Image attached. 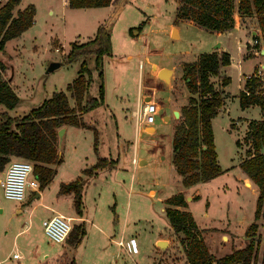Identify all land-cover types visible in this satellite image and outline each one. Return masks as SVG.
<instances>
[{
    "label": "rangeland",
    "instance_id": "374dc122",
    "mask_svg": "<svg viewBox=\"0 0 264 264\" xmlns=\"http://www.w3.org/2000/svg\"><path fill=\"white\" fill-rule=\"evenodd\" d=\"M27 4L36 7L34 25L24 35L7 40L0 51L5 64L2 76L9 79L8 84L19 101L11 109L0 105V111L6 109L10 116L18 118L55 90L65 91L68 102L74 106L65 87L77 74L82 59L90 72L84 101L97 97L99 77L93 65L94 55L81 51L92 47L84 43L95 32L96 17L107 12L102 20L105 19L109 8L72 7L71 11H63L61 0L19 2L21 8ZM176 4L177 0H121L112 9L111 50L102 59L104 103L77 112L85 127L65 125L60 143L62 161L52 165L56 173L48 186L40 190L39 197L25 186V198L17 201L2 196L0 189V264H187L180 243L183 235L168 228L165 204L160 201L179 191L188 202L186 209L203 229L200 238L214 258L245 246V230L251 222L257 226L254 238L264 235V200L258 219H254L257 189L242 183V171L238 168L246 146L240 142L237 147L235 140L243 136L246 120L234 119L232 127L229 126L231 117L245 114L253 119L260 117L258 106L242 114L234 99L227 112L211 121L222 173L184 187L173 169L171 132L180 118H173L171 108L184 104L188 91L179 66L169 83L153 77L150 63H166L169 59L177 65L180 60H192L201 51L213 49L211 35L202 27L182 28L179 39L172 38L177 35L172 29V37L169 36ZM92 10L99 12L92 14ZM134 26H140L137 34L133 33L136 29L129 31ZM70 42L78 44L74 51L79 53L67 62ZM261 45L263 41L248 46L245 54L251 55L253 48L258 53ZM55 60L59 65L46 72ZM260 61L264 63V58ZM255 70L264 72L258 64ZM140 88L143 93H152V98L161 105L153 118L154 131L151 127L144 131L143 123L136 130L135 116L130 114ZM162 115L169 117L163 120ZM93 127L98 138L96 152L92 150ZM98 157L106 158L109 164L89 178L82 192L83 215L77 217L72 195L56 194L58 184L74 179L82 167L94 163ZM132 157L147 162L135 165ZM46 205L59 208L63 215L76 216L71 218V226L85 221L86 234L77 246L47 238L40 224L42 218L52 213ZM18 208L20 211L15 213ZM157 240L166 242L163 248L156 244ZM259 244L254 264H260L263 244ZM13 253L19 257L13 258Z\"/></svg>",
    "mask_w": 264,
    "mask_h": 264
},
{
    "label": "trees",
    "instance_id": "16d2710c",
    "mask_svg": "<svg viewBox=\"0 0 264 264\" xmlns=\"http://www.w3.org/2000/svg\"><path fill=\"white\" fill-rule=\"evenodd\" d=\"M19 1L0 0V51L7 40L17 37L33 23V5L28 4L22 9H16ZM117 1L67 0V5L69 8L103 7L112 6ZM175 8V20L188 19L212 32L232 29L235 9L240 16L256 14L257 24L264 35V0H236V3L234 0H177ZM110 13L96 26L91 39L84 43L92 47L81 51L83 54L94 55L93 65L99 77L97 97L88 101H84V96L89 86L90 72L82 59L77 74L65 87L66 91L70 92L74 106L68 102L65 91L55 90L37 107L31 108L18 118L12 117L6 109L15 107L19 97L9 86L7 79L3 78L5 64L0 59V105L6 108L0 111V171L14 158L29 160L32 163L31 174L37 179L39 192L48 186L56 173V168L52 165L62 161L60 154L57 155V129L65 125L85 127L81 115H77V112H85L103 103L102 59L111 50ZM139 27H130L129 31H139ZM76 46L78 44L70 42L67 62L73 61L78 55L79 52L74 51ZM229 63L228 52L216 50L201 51L193 60L183 61L181 78L185 81L188 96L187 103L178 110L180 121L171 132V163L184 187L204 182L222 173L215 152L211 121L224 104L220 86L230 81L228 76H219V70L221 66ZM213 77L218 78V83L212 80ZM242 80V87L236 95L238 105L241 108L258 106L260 111L264 112V73L258 74L255 70L250 75H242ZM229 126L232 127V122ZM242 135L240 139L235 140L237 147L240 142L246 146L240 156L238 168L257 189L253 218L258 219L264 200V118L246 120ZM97 142V130L93 127L94 152L97 151ZM108 164L106 158L98 157L94 163L82 167L74 179L60 181L56 194H71L74 212L82 216L84 187L96 171ZM31 193L35 195L36 191ZM163 202L168 228L175 234L183 235L180 243L187 264H254L260 242L263 245L259 263L264 264V235L254 238L257 229L254 222L245 230V246L214 258L200 238L203 229L197 226L191 212L184 209L187 204L184 194H171ZM84 223L81 221L70 227L64 240L71 247L77 246L86 234Z\"/></svg>",
    "mask_w": 264,
    "mask_h": 264
},
{
    "label": "crops",
    "instance_id": "0c3cea01",
    "mask_svg": "<svg viewBox=\"0 0 264 264\" xmlns=\"http://www.w3.org/2000/svg\"><path fill=\"white\" fill-rule=\"evenodd\" d=\"M19 2L17 3L16 9L17 8L18 9H22L23 8V7L22 8L20 7ZM120 3H121V0H118L112 6L108 5V6H103L102 8H105V9L109 8L110 12H112V9L115 8L116 5L118 6ZM234 3H236V0H234ZM61 4H62V10L63 11H66V10L71 11V8H69L68 5H67V0H61ZM31 5H33V4H31ZM33 7H34V5H33ZM92 9H96V8H92ZM35 11H36V7H34V12ZM90 12L92 14H94L96 12L98 13L99 10H92ZM106 13L104 12L103 15H98V17H96L95 23L93 25V29L94 30H96L95 29L96 26L102 21V18H103V16ZM35 15H36V12H35ZM35 15L33 17L32 25L29 26L27 29H25L21 34L17 35V37L20 36V35H24L23 33L28 31V29L31 28L34 25ZM191 26L195 27V28H197L199 30L201 28V27L195 25L192 21H190L188 19H182V20L173 19V22L169 24V36L172 37L171 36V31H172V29H175L177 35H176V37H172V38L179 39L182 28L185 29V28H189ZM189 30H191V29H189ZM207 32L209 33V35H211L210 36V38H211L210 42H211V44H213L212 45L213 46L212 50H216L217 52H219V51L228 52V54H229V62H230L228 65L221 66L220 70H219V76H222V75L228 76L230 81L227 84H225L223 86H220V88L222 89L223 97H224L223 98L224 99V104L222 105V107L218 111V113L212 118V121H214L217 118L218 114H220L221 112H227L228 104L230 103V101H234V99H236L238 101V98H236V95L238 93V90L242 87V83H243L242 75H250V74H252L255 71V69L257 67V64L259 65V67L261 69L264 68L263 61H260V60H262V58H264V45H261V47H259L258 53H255L254 48H253V51L251 52V55H248V54L246 55L245 54V52L248 50V48H247L248 46L253 47L256 43H259V42H262V41L264 43V40H263L264 35H263V32L261 31L259 25L257 24L256 14H252L250 16H240L236 9H235V12L233 14V28L232 29H230L228 31H219V32L207 31ZM93 34H94V31H92V35L91 36H93ZM91 36H88V37H91ZM57 43H59L61 45V43L59 42L58 38H57ZM250 49H252V48H250ZM183 61H191V60H184V59L180 60V61H178L177 65L172 63L171 61H169V59H167L166 63H163V62H159V63L151 62L150 63L151 67H152L151 68V73H152V75H153V77L155 79L160 80L161 82H164L162 79H159L157 77V72L161 68L167 67V68L170 69V74L168 75V80H166L165 82L171 83L170 81H171V79H172V77L174 75V71L177 68V66L180 67L181 74H182ZM234 64H235V66H234ZM262 73H264V72L261 71V70L258 71V74H262ZM212 80L215 81L216 83H218V78L217 77H213ZM234 82H235V86L232 88V84ZM151 95H152V93H148V92L147 93H143V92H141V88H140V91L137 92V95H136L135 108H133V109L131 108L130 114L131 115L133 114V111L137 107V103H139L138 99H141V98H143L144 100L149 99V100L153 101L156 104V107H157V112H156V114H157L159 112L160 108H161V105L158 102H156L152 98ZM186 103H187V100H186V102H184V104H186ZM184 104H179V105H176L175 107H172L171 111H173L174 109L179 110L180 107L184 106ZM140 107H141V104H140L139 108ZM125 109L127 110L128 108H125ZM241 109L242 110H240V112L242 114H245L244 112L247 109H253V107L252 106H248V107L241 108ZM259 111H260V109H259ZM245 115H243V116L239 115V116H237V118L231 117L230 118V122H232L234 119L238 120L239 118L243 119V120L253 119V118H249V117H247ZM259 116L260 117H258L257 119L263 118L264 117V112L260 111ZM168 117H169L168 115H166V116L162 115L160 118H162L163 120H166V119H168ZM177 123L178 122H176V124ZM139 126H140V124H138V127H136V125H135L136 130L139 129ZM148 127L152 128L151 131H154V129H155L153 122L152 123H148V125L144 124L142 129L145 131ZM65 129H66V127H65ZM65 129H64V131H65ZM141 161H143L141 164H145L147 162V161H145V160L140 158L137 161V163L140 164ZM241 177H242L241 179L243 180L242 181L243 184H245L244 180L248 179L249 185H250V189H254V185H253L252 181L245 175V173L243 171H242V176ZM150 190H152V189H150ZM179 192H181V191H179ZM40 193L41 192H39V195H40ZM163 200L164 199H160V201H163ZM185 200H186V198H185ZM186 206H187V204H186ZM46 207H48V209L52 212V213L49 212L50 214L47 215L46 217L52 215L54 212L55 213H61L60 212L61 210L59 208L49 207L48 205H46ZM184 209H186V207ZM19 211H20V208L16 209L15 213L19 212ZM69 214H71V213H69ZM78 216L79 215H77V217ZM69 217H71L72 219L77 218L76 216L74 217L72 215H70ZM79 218H81V217H79ZM193 219H194V216H193ZM195 223H196V221H195ZM156 239H157V237L154 239V241Z\"/></svg>",
    "mask_w": 264,
    "mask_h": 264
},
{
    "label": "built area",
    "instance_id": "2783aa9c",
    "mask_svg": "<svg viewBox=\"0 0 264 264\" xmlns=\"http://www.w3.org/2000/svg\"><path fill=\"white\" fill-rule=\"evenodd\" d=\"M56 48V47H55ZM58 50V48H56ZM141 101V102H140ZM137 107L133 111L136 122L138 124L152 123L154 121V115L157 112L156 104L147 99H138ZM141 104V107L139 108ZM140 114V115H139ZM133 164H137V159L132 157ZM32 163L24 158H14L10 160L5 167L0 171V189L2 196L21 201L25 198V186L30 191H38L37 179L31 174ZM2 172V173H1ZM71 217L63 215L62 213L52 214L48 217L41 219V228L47 238L52 241L59 243L65 239L69 233L71 224ZM119 245L122 243L117 242ZM13 258H18V253L12 254Z\"/></svg>",
    "mask_w": 264,
    "mask_h": 264
},
{
    "label": "water",
    "instance_id": "95a60500",
    "mask_svg": "<svg viewBox=\"0 0 264 264\" xmlns=\"http://www.w3.org/2000/svg\"><path fill=\"white\" fill-rule=\"evenodd\" d=\"M133 33L134 34H137V30H133ZM59 65V61L55 60L53 62H51L47 69H46V72H49V71H52L53 69H55V67H57ZM170 74V69L165 67V68H161L158 72H157V77L159 79H162L163 81H166L168 80V75ZM9 81V79L7 80ZM173 117L174 118H178L179 117V111L174 109L173 111ZM65 129V126H61L57 129V139H58V142H57V155L60 154V143H61V136L63 134V131ZM263 150V148L261 149ZM36 197H39V193L36 192L35 193ZM156 244L159 246V247H162L166 244V242L164 240H157L156 241Z\"/></svg>",
    "mask_w": 264,
    "mask_h": 264
},
{
    "label": "bare ground",
    "instance_id": "6f19581e",
    "mask_svg": "<svg viewBox=\"0 0 264 264\" xmlns=\"http://www.w3.org/2000/svg\"><path fill=\"white\" fill-rule=\"evenodd\" d=\"M245 183L249 185V181L248 180H245Z\"/></svg>",
    "mask_w": 264,
    "mask_h": 264
}]
</instances>
